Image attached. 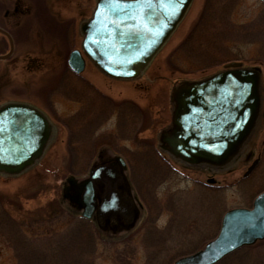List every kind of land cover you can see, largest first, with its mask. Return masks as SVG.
I'll list each match as a JSON object with an SVG mask.
<instances>
[{"label": "rangeland", "instance_id": "374dc122", "mask_svg": "<svg viewBox=\"0 0 264 264\" xmlns=\"http://www.w3.org/2000/svg\"><path fill=\"white\" fill-rule=\"evenodd\" d=\"M208 1H192L168 41L145 72L134 81L109 80L87 62L80 76L72 74L66 68L65 61L69 51L78 49L80 42L77 34L69 40L65 38L66 27L71 24L76 30L79 23L89 16L94 6L93 0H57L62 13L61 22L57 23L58 28L49 26L42 32L37 31L34 27L36 24H33L28 31V39L18 40V53L28 51L33 56V62L44 63V67L0 70V105L7 102L33 105L46 113L55 127L52 143L34 169L16 179L5 180L0 177L1 205L10 217L20 223V229L26 234L27 240L36 242L49 226L59 224L53 229L62 230V227L73 220L61 212L66 204L61 202L60 187L66 177H81L88 171V160L85 158L81 160V166H70V162L75 161L76 154L81 156L80 149L76 147L79 139L85 138L87 142L83 148L90 152L91 147L96 150L102 146L113 153L116 146L119 148L120 145L114 137V118L110 121L106 119L107 123L93 139L92 136L89 139L87 121L91 109L87 103L82 110L86 111V131L80 129L81 126L79 128L76 124L73 125L74 113L81 107L78 102H82V99L76 98L80 78L111 99L117 100V104L124 99L140 106L144 114V121L139 126L141 129L134 139L124 141L127 150L137 152L145 147V143L155 144L158 133L168 126L171 115L169 95L178 83L207 78L221 71L224 63L236 61L242 67L261 68L262 78L264 77V0H220L218 3L214 0L215 3L207 10ZM230 3L233 7L231 6L228 18L225 19L232 25V30L225 34L222 32L221 35V38L226 37L225 40L230 39L227 45L224 44L230 50L226 51L222 45L221 52L214 55L217 62L207 66L191 68L181 62L183 59L177 60V63L176 60H170V54L178 49L204 14L210 16L211 11L216 16L217 9H221L224 16V10L228 9L227 5ZM76 4L81 5L78 10L79 18L71 23L69 17L76 13L73 8ZM211 19L219 20L216 17ZM20 23L22 25L24 21L21 20ZM208 25L219 28L218 21ZM22 30L24 32L25 28ZM198 48L201 50V47ZM206 48L212 57L216 49ZM184 60L188 61L186 57ZM260 90L264 98L263 84ZM47 94L50 95L48 98L45 97ZM90 141L94 142L92 146H88ZM251 148L254 157L257 154L261 157L260 163L244 178L243 174L249 164L243 160V156ZM74 149L78 150L77 153ZM243 150V155L219 170L186 167L179 162L170 161V168L164 176L158 169L154 171L148 166L135 165L130 155L124 151L133 164L130 167V179L135 185L139 183L141 186H136V191L149 207L153 225L150 223V226L138 227L135 232L121 233L113 238L95 233L94 250L86 254L85 260H90L92 264H172L176 259L200 250L216 235L224 212L232 208H249L252 199L264 190V119L261 116ZM208 179L214 180V184H207ZM141 201L143 202L142 199ZM50 221L53 225H49ZM149 228L151 231L148 233ZM201 229L204 231L198 232ZM7 237L6 234L0 235V264H17L16 242L12 243ZM185 238L187 242H184ZM258 249L264 252V246ZM250 262L264 263H256L254 260Z\"/></svg>", "mask_w": 264, "mask_h": 264}, {"label": "water", "instance_id": "95a60500", "mask_svg": "<svg viewBox=\"0 0 264 264\" xmlns=\"http://www.w3.org/2000/svg\"><path fill=\"white\" fill-rule=\"evenodd\" d=\"M191 3L192 0H95L90 17L79 25L80 50L69 54V69L80 74L87 59L109 79H138L173 34ZM223 68L203 80L183 82L171 92V124L160 133L159 141L162 149L184 164H225L237 154L253 129L260 108L261 71L257 67L240 68L236 62ZM52 135L50 123L36 108L22 103L0 106V175L15 177L33 167L46 151ZM255 165L256 161L245 176ZM123 170L120 158L92 165L81 183V191L71 197L82 207L86 219L91 217L96 199L99 201L96 210L99 229L121 218L127 220L128 229L137 217L138 209ZM113 178L128 191L127 202L121 207L115 196L110 195ZM74 180L70 176L66 183L73 185ZM257 241H264V192L253 200L250 208L226 211L216 236L200 250L178 258L173 264H216Z\"/></svg>", "mask_w": 264, "mask_h": 264}, {"label": "flooded vegetation", "instance_id": "af4514ba", "mask_svg": "<svg viewBox=\"0 0 264 264\" xmlns=\"http://www.w3.org/2000/svg\"><path fill=\"white\" fill-rule=\"evenodd\" d=\"M229 1L232 2V0ZM93 2L95 3L94 0ZM80 6H81L80 4L73 5V8L75 9L76 13L73 14L74 16L69 17V19H71L70 20L71 23H73V21H76V19L79 18L78 10ZM54 9H56V12H54ZM61 19H62V13L60 8V3H58L57 0H0V70L2 69L9 71H15L18 69L31 70L33 69L34 66L39 68L44 67V63H40V62L34 63L33 56L28 51H25L24 53H18V49H17L18 40L19 39L22 40V38H24L25 40L28 39V35H29L28 31L33 26V24H36V26L34 27L37 31L43 32V30L45 31V29H48L49 26L53 28L56 27L58 28L57 23L61 22ZM21 20L24 21L22 25L20 23ZM23 27L25 28L24 32L22 30ZM76 30L73 28V25L71 24L68 25L66 27V32L64 33L65 38L69 40L72 37H74L75 34L79 35L78 27ZM73 50H70L69 53ZM37 52L40 53L41 55L44 54V52L42 51H37ZM68 55H67V59H68ZM18 56L20 58H18ZM67 59L65 61V64H66V68L68 69ZM61 82L63 83V80ZM78 83H79L77 85L78 93H76L77 95L76 98L80 100L82 99L81 100L82 102L80 101L78 102V100H75L76 102H78V105L80 103L81 107L79 111L74 113L73 125L76 124L79 128L81 126L80 129H84L86 131V119H85L86 111L82 112V110H83V106L86 107V103H87V105L91 109L90 118H88L89 120L87 121L89 127L88 130L90 132L88 133L89 139L91 138V136L93 139L96 133L107 123L106 119H109L108 121H110L111 119L114 118L113 119L114 128H115L114 130L116 132V136L114 137L116 138V142L118 141L120 143L119 145L120 149L118 148L117 145L116 148L114 149V152L112 153L111 151L109 152L105 147L100 146V148L96 150L95 149L93 150L91 147L90 148L91 152H90L88 149L85 150L83 148V146L87 142L85 141V138L79 139L78 144H76V147L80 149L79 151H81L80 152L81 156L76 154L75 161L70 162V166L71 165L81 166L83 164L81 160H84L85 158L86 160H88L89 168L86 175L84 176L77 177L70 175L73 176L75 179L73 185H68L66 183V179L70 176L66 177L65 181L61 182V187H60L62 189L61 202L62 203L65 202L66 205L63 208H61L62 211L61 210L60 211L67 214L68 217H72L73 220L81 219L87 221L96 234L98 232L99 236L103 235L106 238H113L114 236L119 235L121 233L130 234L132 232H135L138 227L150 226V223L151 225H153V223L150 221L149 207L147 206L143 197L140 198L142 195L140 196L139 192L136 191V188H138L136 186H140V185L139 183L138 185H135L134 182L130 179V172H131L130 167H132L133 164H131L130 159L125 156L124 151L128 155H130L131 160H133L135 165L140 164V165H144L145 167L148 166L153 168L154 171L155 169H158V171L163 172L162 176H164L168 168H170L169 167L170 161L178 162L175 158H173L170 154H168L166 150L162 149V145L159 141L160 133L162 131H167L170 128L171 117L168 126L158 133L155 144L145 143L144 144L145 147L142 150H138L137 152L129 151L124 147V141H129L134 139L141 129L139 126L144 121V114L141 111L140 106L135 102L124 101V99L119 100V103L117 104V102H115L117 100L111 99L110 97L106 96L104 93H101L96 87H94L92 84H90L83 78H80ZM49 96L50 95L48 94L45 95V97L47 98ZM261 101L262 103L260 106V113H259L260 115L258 116V119L260 116L261 118L264 119V110H263L264 99ZM128 103H130L131 106L137 111L136 112L137 116L136 118L128 121L127 124L128 127L131 125L130 126L131 135L130 136L127 135V137L129 138L127 140H124V105H127ZM40 111L43 113V115L52 125L53 132L55 134V127L52 124L50 117H48V115L44 113L42 110ZM51 143L52 142L49 143L48 147H50ZM93 144L94 142L90 141V144L88 146H92ZM243 149H245L244 146L242 148L241 155H243V151H244ZM74 150L75 153H77L78 150L77 149ZM252 150H253L252 148L247 150L246 154H244L243 156V160L247 164H249V166H251L256 161L255 167L257 168L260 163L261 157L258 154L254 157ZM83 151L84 153H82ZM43 158L44 156L40 159V161H38L31 169H29L25 173L34 169L42 161ZM117 158H120L124 163L125 170H123V174L126 179V182L128 183L129 193L131 194L133 202L138 209L137 217L132 227L128 229H126L128 227V222L125 218L118 219L116 222H112L108 224L105 223L103 224L102 229H99L96 222V210L99 207V201L96 199L95 209L91 217L89 219H86L83 218L82 216V207L78 206L77 203H75L74 201H71V197L75 195V193H79L81 191V183L88 177V172L92 165H96V166L104 165L116 160ZM180 164L183 165L182 163ZM249 166L247 167V169L249 168ZM216 169L219 170L221 168L216 167ZM22 175L16 177H5L0 175V177L1 179L11 180V179H16ZM113 179H114V184L110 188V195L113 194L115 196L116 204L119 207H121L122 204H124V201H126L128 191L126 190L125 185H123L118 180H116L117 178H113ZM206 183L209 185H213L214 180L208 179L206 180ZM96 189L97 187L95 186V191ZM63 196H66V198H64ZM141 199L143 200V202L141 201ZM51 225H53V222L51 223ZM20 226H21L20 223H18L16 220H14L12 217L9 216V214L6 212L4 207H2L0 201V235H5V234L8 235L7 239H10L12 243L16 242L15 239H20L19 241L23 240V242L26 243L33 242V240L32 241L27 240L26 234L20 229ZM57 226H59V224L53 225L52 228ZM219 226H220V221L217 227V232L219 230ZM13 230L15 231L13 232ZM173 230L177 232L176 229ZM115 231L116 232L119 231V232L114 233ZM201 231L203 232L204 229L198 230V232ZM36 237L37 235L34 238ZM184 240H185L184 242H187L186 238Z\"/></svg>", "mask_w": 264, "mask_h": 264}, {"label": "trees", "instance_id": "16d2710c", "mask_svg": "<svg viewBox=\"0 0 264 264\" xmlns=\"http://www.w3.org/2000/svg\"><path fill=\"white\" fill-rule=\"evenodd\" d=\"M212 1L213 3H211ZM219 1L220 0H217V3ZM214 3V0H209L207 10H209ZM231 6L233 7L232 3L227 5L228 9L226 11L224 10V16L221 14V9H217L218 15L216 16H214V12L211 13V11L210 13L208 12L210 16H207V13L204 14V16L202 14L203 17L196 27L190 32L187 38L184 39L178 49L170 54V60H176L175 63H177V60L181 61V59H183L181 62H184L186 66L191 68L216 63L217 59L214 55L221 52V46L224 44L227 45L228 40H230H225L226 37L221 38V35L222 32L225 34V32L229 33V31L232 30V25L226 20ZM211 17L219 18V20L211 19ZM216 21H218V29H215L213 25H208V23ZM198 25H200V27ZM206 34L211 35L207 36ZM198 47H201V50H199ZM206 47L216 49V52L212 56L213 58L209 56ZM225 49L226 51L230 50V48L226 46ZM179 52H181V54H179ZM185 57L188 61L184 60ZM136 112L137 111L130 103L124 105V140L129 138L127 135H131V125L128 127L127 124L129 120L136 118ZM149 168L153 169L151 167ZM162 173L163 172H161V175ZM149 179L151 178L149 177ZM49 225H51V221ZM62 228V230H58L49 226L36 242L26 243L23 242V240L19 241L20 239H15V248L17 247L15 249L18 261L17 264H92L90 260H85L86 254H90L94 250L93 243L95 232L92 227H90V224L85 220L77 219L72 220L71 223H67ZM147 231L149 233L151 230ZM146 238L148 239L147 235ZM79 244H81V246ZM262 246H264V242H258L251 247L241 248L224 258L218 264H252L250 261L253 260L256 263L258 261L264 262V252H262V249H258ZM257 252L261 253V255Z\"/></svg>", "mask_w": 264, "mask_h": 264}]
</instances>
